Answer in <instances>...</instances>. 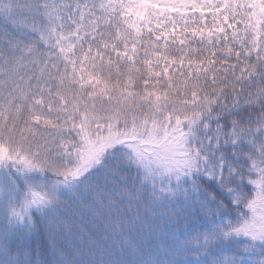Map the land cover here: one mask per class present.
<instances>
[{
  "label": "snow or ice",
  "instance_id": "obj_1",
  "mask_svg": "<svg viewBox=\"0 0 264 264\" xmlns=\"http://www.w3.org/2000/svg\"><path fill=\"white\" fill-rule=\"evenodd\" d=\"M0 264H264V0H0Z\"/></svg>",
  "mask_w": 264,
  "mask_h": 264
}]
</instances>
